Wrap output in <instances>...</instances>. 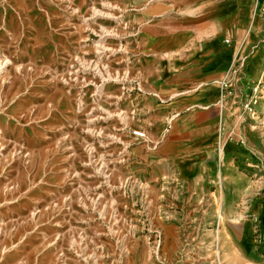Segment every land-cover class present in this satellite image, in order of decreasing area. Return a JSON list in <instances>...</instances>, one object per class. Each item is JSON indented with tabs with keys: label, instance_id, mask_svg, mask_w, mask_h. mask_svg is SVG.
<instances>
[{
	"label": "rangeland",
	"instance_id": "374dc122",
	"mask_svg": "<svg viewBox=\"0 0 264 264\" xmlns=\"http://www.w3.org/2000/svg\"><path fill=\"white\" fill-rule=\"evenodd\" d=\"M168 1L0 0V264H264V97L234 114L251 164L180 180L147 157L146 30Z\"/></svg>",
	"mask_w": 264,
	"mask_h": 264
},
{
	"label": "crops",
	"instance_id": "0c3cea01",
	"mask_svg": "<svg viewBox=\"0 0 264 264\" xmlns=\"http://www.w3.org/2000/svg\"><path fill=\"white\" fill-rule=\"evenodd\" d=\"M162 3L146 30L153 60L143 67L140 82L146 93L140 109L158 115L161 133L147 157L180 180L217 178V167L228 173L225 164L237 158L251 164L257 152L250 128L234 114L247 116L241 104L248 93L240 88L244 82L259 81L264 71V4L260 0ZM240 56H245L244 65L233 76ZM226 84L236 88L237 97L227 94ZM249 174V169L232 172L238 193L250 190Z\"/></svg>",
	"mask_w": 264,
	"mask_h": 264
},
{
	"label": "built area",
	"instance_id": "2783aa9c",
	"mask_svg": "<svg viewBox=\"0 0 264 264\" xmlns=\"http://www.w3.org/2000/svg\"><path fill=\"white\" fill-rule=\"evenodd\" d=\"M264 4V0H260ZM245 62V56H240L237 60L235 67L233 69V76H238L239 72L241 71L243 65ZM229 83V82H228ZM227 86V94L232 97H237L238 93L236 92V88L234 86H229V84H226ZM264 97V84L262 82H257L255 85H253L250 88V91L246 95V98L242 101V109L243 113H246L250 117H255L256 115H260L261 112L257 110V106L260 104ZM136 134L138 136L143 137L144 132L143 131H136Z\"/></svg>",
	"mask_w": 264,
	"mask_h": 264
}]
</instances>
